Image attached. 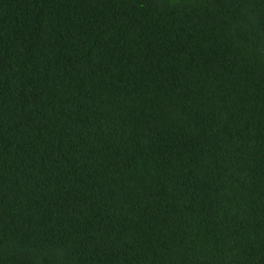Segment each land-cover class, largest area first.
I'll return each instance as SVG.
<instances>
[{"label":"trees","instance_id":"obj_1","mask_svg":"<svg viewBox=\"0 0 264 264\" xmlns=\"http://www.w3.org/2000/svg\"><path fill=\"white\" fill-rule=\"evenodd\" d=\"M0 264H264V0H0Z\"/></svg>","mask_w":264,"mask_h":264}]
</instances>
